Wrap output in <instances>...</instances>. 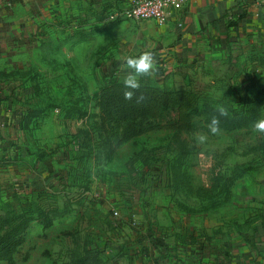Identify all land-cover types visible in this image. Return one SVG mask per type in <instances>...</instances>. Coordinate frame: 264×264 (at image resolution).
<instances>
[{"label": "rangeland", "instance_id": "rangeland-1", "mask_svg": "<svg viewBox=\"0 0 264 264\" xmlns=\"http://www.w3.org/2000/svg\"><path fill=\"white\" fill-rule=\"evenodd\" d=\"M84 1L66 0L63 14L74 19L85 7L95 33L83 37L63 29L68 20L43 19L36 51L22 55L20 67L0 69L6 84L13 77L20 88L0 119V220L25 208L52 218L48 226L33 224L17 264H79L75 253L96 246L105 264H147L158 252L174 258L183 242L203 240L229 249L246 241L260 254L264 133L160 129L110 154L95 94L124 79V57L151 51L157 71L140 82L187 88L232 113L258 95L262 118L264 51L233 44L212 59L185 57L145 38L139 21L109 18L124 0ZM96 4L105 20L90 18ZM46 5L43 15L51 11ZM199 134L207 137L202 144ZM137 241L156 252L131 244Z\"/></svg>", "mask_w": 264, "mask_h": 264}, {"label": "crops", "instance_id": "crops-1", "mask_svg": "<svg viewBox=\"0 0 264 264\" xmlns=\"http://www.w3.org/2000/svg\"><path fill=\"white\" fill-rule=\"evenodd\" d=\"M64 2L66 0H0V69L20 67L22 55L36 51V37L44 34L40 26L43 19L68 20L63 29L67 32L69 28L74 29L75 34L84 35L83 37L89 32L93 34L97 31L98 27H93L96 23L90 25V19L86 18L88 11L85 7L73 11L76 17L69 20L70 16L63 14ZM77 2V5L81 4V1ZM45 3L51 5V11L43 15V10H46L44 7L48 6ZM52 4L56 6L54 9ZM58 4L60 7H57ZM99 4L91 9L90 18L93 21H101V17L102 20L106 19L101 14ZM67 10L66 5L64 13H67ZM139 23L143 27L140 34L145 38L167 42L170 49L177 54L183 53L185 57L188 55L197 59L203 55L204 59H212L209 57L230 49L233 44L243 49L251 48L259 53L264 51V0H188L181 10L169 17L166 24L161 25L154 20H141ZM87 24L92 29L85 27ZM7 81L9 84L0 78V119L6 113L5 104L12 103L14 95L18 94L20 89L16 87L19 81L13 77L7 78ZM260 239V242H257L259 246H263L260 254L246 241L231 249L227 245L214 242L215 240H203L198 245L187 241L179 246L178 253L173 255L174 258L158 252L159 254L155 255L157 259L149 260L148 263L264 264V237ZM131 244L138 247L147 243L141 244L137 241ZM147 246L149 245H146L144 252L147 251ZM149 247L156 252L151 245ZM159 248L165 250V247ZM133 257L135 258V255Z\"/></svg>", "mask_w": 264, "mask_h": 264}, {"label": "trees", "instance_id": "trees-1", "mask_svg": "<svg viewBox=\"0 0 264 264\" xmlns=\"http://www.w3.org/2000/svg\"><path fill=\"white\" fill-rule=\"evenodd\" d=\"M124 91L123 80H112L101 85L95 94L110 154L116 153L125 142L149 131L173 129L191 133L200 127L208 128L213 116L219 118V127L222 129L252 127L260 119L263 109V100L257 98L258 95L248 100L243 112L232 113L228 110V116H219L217 105L212 100L202 98L184 87L168 88L140 82V88L133 90L131 100L124 98ZM141 94L145 98L137 103L136 98ZM201 119L206 125L199 123ZM3 217L0 220V261L7 264H17L16 255L33 224L48 226L52 223L48 214L33 212V208H25L15 215L7 214ZM76 256L79 264H105L103 252L97 246L84 247L83 251L75 253Z\"/></svg>", "mask_w": 264, "mask_h": 264}, {"label": "clouds", "instance_id": "clouds-1", "mask_svg": "<svg viewBox=\"0 0 264 264\" xmlns=\"http://www.w3.org/2000/svg\"><path fill=\"white\" fill-rule=\"evenodd\" d=\"M123 66L130 70L123 79L125 91L123 93L126 100H131L134 95L133 90L140 88V78L153 76L157 71L154 53L151 51H143L138 56H127L123 58ZM143 94L137 96V103L144 100ZM219 116H228L229 112L224 105H217ZM220 120L217 116H213L208 125L209 131L215 135L221 129L219 127ZM253 130L259 133H264V117L253 123ZM198 143H204L207 139L206 135L199 134L196 137Z\"/></svg>", "mask_w": 264, "mask_h": 264}, {"label": "built area", "instance_id": "built-area-1", "mask_svg": "<svg viewBox=\"0 0 264 264\" xmlns=\"http://www.w3.org/2000/svg\"><path fill=\"white\" fill-rule=\"evenodd\" d=\"M188 0H124V9L109 14V18H124L141 21L154 20L158 24H166L169 17L181 10ZM148 264H163L150 261Z\"/></svg>", "mask_w": 264, "mask_h": 264}]
</instances>
